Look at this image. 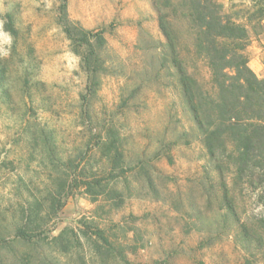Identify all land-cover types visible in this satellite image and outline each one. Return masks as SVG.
<instances>
[{
	"label": "rangeland",
	"instance_id": "obj_1",
	"mask_svg": "<svg viewBox=\"0 0 264 264\" xmlns=\"http://www.w3.org/2000/svg\"><path fill=\"white\" fill-rule=\"evenodd\" d=\"M65 1L0 0V264H264L262 190L210 158L153 0ZM221 2L263 79L264 0ZM175 29L206 92L192 28ZM30 210L40 228L25 241Z\"/></svg>",
	"mask_w": 264,
	"mask_h": 264
},
{
	"label": "trees",
	"instance_id": "obj_2",
	"mask_svg": "<svg viewBox=\"0 0 264 264\" xmlns=\"http://www.w3.org/2000/svg\"><path fill=\"white\" fill-rule=\"evenodd\" d=\"M65 2L61 5L64 13ZM153 3L179 70L185 98L203 134L210 158L221 172L233 170L239 180L254 189L260 188L264 199V78H259L249 66L245 52L250 41L248 27L227 13L221 0H153ZM256 15L250 20L255 16L264 18V10L260 9ZM175 20L191 26L197 53L207 62L212 85L206 92L188 72L178 52L180 37ZM65 29L74 41L92 46L91 32L70 23ZM91 56L89 54L85 62L88 72L96 76ZM106 148L108 156L112 154L115 162L113 169L121 167L124 170L122 153L116 141H109ZM96 183L97 186L102 184L101 181ZM85 184L89 190L95 182ZM53 198L56 202V196ZM225 200H229L227 193ZM25 218L18 235L25 241H32L40 224L31 210ZM260 223L264 227V219ZM64 233L54 240H62ZM95 234L111 246L101 230Z\"/></svg>",
	"mask_w": 264,
	"mask_h": 264
}]
</instances>
